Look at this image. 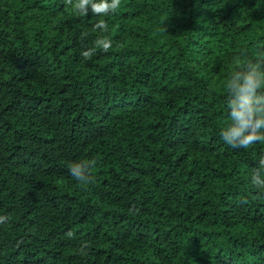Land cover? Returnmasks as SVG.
<instances>
[{
  "label": "trees",
  "instance_id": "16d2710c",
  "mask_svg": "<svg viewBox=\"0 0 264 264\" xmlns=\"http://www.w3.org/2000/svg\"><path fill=\"white\" fill-rule=\"evenodd\" d=\"M248 61L264 0H0V264H264V141L220 137Z\"/></svg>",
  "mask_w": 264,
  "mask_h": 264
},
{
  "label": "clouds",
  "instance_id": "9594fccd",
  "mask_svg": "<svg viewBox=\"0 0 264 264\" xmlns=\"http://www.w3.org/2000/svg\"><path fill=\"white\" fill-rule=\"evenodd\" d=\"M79 15H88L89 10L97 16H107L115 13L121 4V0H65ZM94 27L103 32L108 31V24L105 20H99ZM112 47V41L107 37H101L95 41V46L82 51L85 59L95 55L97 48L108 52ZM247 70H242L243 65L237 64L236 70L232 73L227 90L231 99L228 100L230 109V123L221 130L220 137L224 144L232 148H249L250 146L264 141V62L248 61ZM95 159H85L68 165L69 174L78 183H90L91 169L96 165ZM264 170V159L261 160L259 170L251 173V183L254 187L264 190V178L261 171ZM134 209L130 208L129 211ZM8 217L0 215V224L6 223ZM69 239L74 234L66 233ZM86 244L78 250L81 255H86Z\"/></svg>",
  "mask_w": 264,
  "mask_h": 264
}]
</instances>
